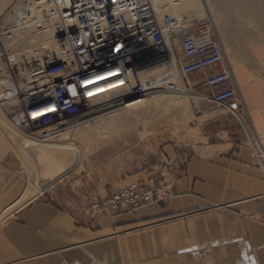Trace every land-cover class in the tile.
Here are the masks:
<instances>
[{
	"label": "crops",
	"instance_id": "0c3cea01",
	"mask_svg": "<svg viewBox=\"0 0 264 264\" xmlns=\"http://www.w3.org/2000/svg\"><path fill=\"white\" fill-rule=\"evenodd\" d=\"M246 48L231 63L245 107L198 114L205 142L177 159L166 205L91 215L25 198L27 173L0 150V264H264V38ZM138 181L167 179L112 189Z\"/></svg>",
	"mask_w": 264,
	"mask_h": 264
},
{
	"label": "built area",
	"instance_id": "2783aa9c",
	"mask_svg": "<svg viewBox=\"0 0 264 264\" xmlns=\"http://www.w3.org/2000/svg\"><path fill=\"white\" fill-rule=\"evenodd\" d=\"M179 2L30 0L16 14L20 23L37 16L60 23L54 30V54L48 52L35 67L27 61L11 66L16 85L6 96L20 102L11 112L15 130L32 142L46 143L95 110L144 102L158 91L186 96L196 114L235 107L240 91L213 19L178 12ZM115 69L118 98L92 95L91 78ZM19 79L31 90H22ZM40 102L45 103L36 107ZM173 196L172 181L154 185L138 181L94 198L87 212L131 213L146 205H166Z\"/></svg>",
	"mask_w": 264,
	"mask_h": 264
},
{
	"label": "rangeland",
	"instance_id": "374dc122",
	"mask_svg": "<svg viewBox=\"0 0 264 264\" xmlns=\"http://www.w3.org/2000/svg\"><path fill=\"white\" fill-rule=\"evenodd\" d=\"M29 2L0 0V150L7 154L9 161L13 159L12 164L20 171L27 173L30 193L26 198L42 195L50 201L76 202L84 208L94 198L106 197L103 196L106 190L116 191L118 188L112 187L140 172L152 173L160 181H171L179 156L189 154L205 139L199 124L196 125L198 114L193 110L192 101L186 96L162 91L128 106L108 104L59 130L48 142L72 144L78 150V159L75 167L53 185L48 183L51 177L45 172V161L26 157L30 150L35 153L41 149L30 144L32 140L19 134L11 124V112L20 105L17 99L6 96L7 90L16 85L11 80V66L27 61L30 67H35L48 52L54 54V28L60 23L40 16L32 22L20 23L16 14ZM178 12L198 19L211 17L230 64H235L234 59L243 51L239 47H249L244 50L248 55L253 50L251 47L264 38V0H193L192 6L178 8ZM24 81L19 79V84L27 92L31 87H25ZM118 85V82L102 84L94 95L115 100L119 96ZM235 107H245L241 92ZM216 108L229 110V107ZM64 154V166H71L75 158ZM30 183L44 192L37 194Z\"/></svg>",
	"mask_w": 264,
	"mask_h": 264
},
{
	"label": "bare ground",
	"instance_id": "6f19581e",
	"mask_svg": "<svg viewBox=\"0 0 264 264\" xmlns=\"http://www.w3.org/2000/svg\"><path fill=\"white\" fill-rule=\"evenodd\" d=\"M193 5V0H180V2L175 6L176 9H183L185 7H190ZM191 11L194 8H189ZM194 14L197 15V13L194 12ZM39 17V16H38ZM41 17V16H40ZM42 18V17H41ZM51 20H58L55 18H51ZM53 24V23H52ZM50 25V23H49ZM55 25V24H54ZM59 24L57 23V25L55 26L54 30L56 29V27ZM34 48V47H33ZM26 51V50H25ZM24 52V51H23ZM17 60V59H16ZM13 61V60H12ZM15 61V60H14ZM16 62V61H15ZM29 63V62H28ZM118 69L115 70H110V71H105V72H101L99 74H96L93 78H91L90 82L93 83L94 85L90 88V92L92 93V95L95 94L96 92V88L102 84L105 83H111V82H119V79L116 78H112L113 77V73H115V71H117ZM25 88V87H24ZM28 91V90H27ZM40 98V97H38ZM36 99L39 101V99ZM39 105V104H38ZM37 106V105H36ZM70 137V136H68ZM8 138V137H7ZM12 141V140H11ZM27 142V141H25ZM30 144H33L34 147H38L41 150H37L35 153L32 152L30 150V153L27 154L26 157H28V159L30 160H37L38 158L41 161H45V172L50 174L51 180L48 182L50 185H53L54 183H56L59 179H61L62 177H64L69 171H71L75 165H76V159H78V150L72 146V144L70 143H60V142H46V143H36V142H29ZM10 144V143H9ZM12 144V143H11ZM67 153L69 155V157H73L75 158V162L68 167L64 166V158L63 155H65L64 153ZM27 161V160H26ZM40 161V162H41ZM33 164V163H32ZM42 166V165H41ZM64 166V167H63ZM35 167V166H34ZM42 169V167H41ZM44 172V173H45ZM128 186V185H127ZM33 189V188H32ZM34 191L36 192H40L41 189L36 187L34 188ZM30 193L29 191V186H28V190L25 194V198L26 196Z\"/></svg>",
	"mask_w": 264,
	"mask_h": 264
}]
</instances>
